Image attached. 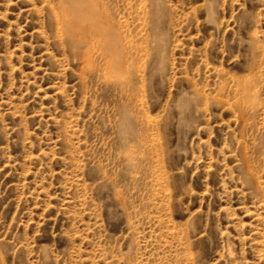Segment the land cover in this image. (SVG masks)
<instances>
[{"label":"rangeland","instance_id":"obj_1","mask_svg":"<svg viewBox=\"0 0 264 264\" xmlns=\"http://www.w3.org/2000/svg\"><path fill=\"white\" fill-rule=\"evenodd\" d=\"M85 1L0 0V264H264V0Z\"/></svg>","mask_w":264,"mask_h":264},{"label":"bare ground","instance_id":"obj_2","mask_svg":"<svg viewBox=\"0 0 264 264\" xmlns=\"http://www.w3.org/2000/svg\"><path fill=\"white\" fill-rule=\"evenodd\" d=\"M82 3H83V1H82ZM95 4L96 3H94L93 0L92 1L91 0L85 1L84 4L81 5L82 6V9L84 10V14H82L81 11H80L81 7H79V9H76L78 6L76 7L75 5H71V9L70 10L73 13V18H75V20L79 21L80 24L81 23L83 25L86 24L85 26L90 25V29H97V28H99L98 29V31H99L101 29V27H102L101 24H100L99 16L92 14V12H93L92 10L95 8Z\"/></svg>","mask_w":264,"mask_h":264}]
</instances>
